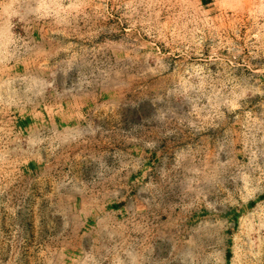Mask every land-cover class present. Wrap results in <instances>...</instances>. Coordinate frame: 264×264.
<instances>
[{
  "label": "rangeland",
  "instance_id": "1",
  "mask_svg": "<svg viewBox=\"0 0 264 264\" xmlns=\"http://www.w3.org/2000/svg\"><path fill=\"white\" fill-rule=\"evenodd\" d=\"M0 264H264V0H0Z\"/></svg>",
  "mask_w": 264,
  "mask_h": 264
}]
</instances>
